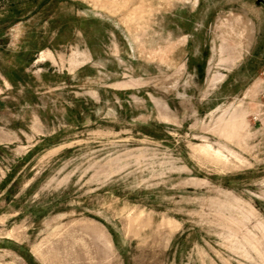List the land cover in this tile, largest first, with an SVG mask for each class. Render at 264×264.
<instances>
[{
	"label": "rangeland",
	"instance_id": "374dc122",
	"mask_svg": "<svg viewBox=\"0 0 264 264\" xmlns=\"http://www.w3.org/2000/svg\"><path fill=\"white\" fill-rule=\"evenodd\" d=\"M0 264H264V0H0Z\"/></svg>",
	"mask_w": 264,
	"mask_h": 264
}]
</instances>
